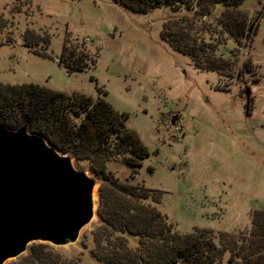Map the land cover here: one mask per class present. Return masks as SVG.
Returning <instances> with one entry per match:
<instances>
[{"label":"rangeland","instance_id":"374dc122","mask_svg":"<svg viewBox=\"0 0 264 264\" xmlns=\"http://www.w3.org/2000/svg\"><path fill=\"white\" fill-rule=\"evenodd\" d=\"M237 7L247 20L260 11L255 32L241 44L217 25L219 2L199 16L167 6L135 12L114 0H0V40H10L0 45V81L104 97L148 150L132 177L120 160L106 162L110 171L160 190L155 205L181 233L193 227L245 232L251 211L264 209V0H241ZM181 15L197 19L191 30L197 38L222 41L213 54L230 61V74L197 68L161 38L162 22L175 27ZM30 30L49 36L48 56L22 44ZM63 41L94 63L68 72L57 62ZM71 161L94 176L97 187L86 161ZM98 223L94 215L75 241L42 242L79 255L81 264H100L87 252ZM24 254L3 264H16Z\"/></svg>","mask_w":264,"mask_h":264},{"label":"trees","instance_id":"16d2710c","mask_svg":"<svg viewBox=\"0 0 264 264\" xmlns=\"http://www.w3.org/2000/svg\"><path fill=\"white\" fill-rule=\"evenodd\" d=\"M114 1L135 12L167 6L173 11L193 10L199 16L209 14L219 2L223 8L216 23L237 44L255 32L260 12L247 20L237 7L241 0ZM174 19L175 27L169 26L168 20L162 22V39L187 54L197 68L230 74V61L213 54L216 44L222 41H206L193 35L191 30L197 20L194 17L181 15ZM4 42L10 40H0V45ZM22 42L29 50L48 56L44 50L49 42L47 34L30 30ZM88 60L94 63V58L85 51L79 52L63 41L57 62L68 72L82 70L88 66ZM124 117L102 96L91 99L82 92H65L35 82L0 81L1 126L15 129L25 124L28 131L42 136L59 152L76 161L85 160L90 173L99 178L96 208L99 223L91 232L92 244L87 248L94 260L100 264H219L227 253L225 264H264L263 208L251 211L250 227L245 232L193 227L181 233L155 205L160 190L128 177L119 178L107 168L108 160H120L131 167L132 177L148 154L136 131L124 125ZM130 235L136 237L133 244L129 242ZM16 264H81V258L63 255L49 243L38 241L28 245Z\"/></svg>","mask_w":264,"mask_h":264},{"label":"water","instance_id":"95a60500","mask_svg":"<svg viewBox=\"0 0 264 264\" xmlns=\"http://www.w3.org/2000/svg\"><path fill=\"white\" fill-rule=\"evenodd\" d=\"M97 202L95 177L76 168L69 154L25 124L0 125V264L34 241H75L97 215Z\"/></svg>","mask_w":264,"mask_h":264},{"label":"built area","instance_id":"2783aa9c","mask_svg":"<svg viewBox=\"0 0 264 264\" xmlns=\"http://www.w3.org/2000/svg\"><path fill=\"white\" fill-rule=\"evenodd\" d=\"M175 122H176V124H175V128L178 129L179 126H180V119L176 120Z\"/></svg>","mask_w":264,"mask_h":264}]
</instances>
